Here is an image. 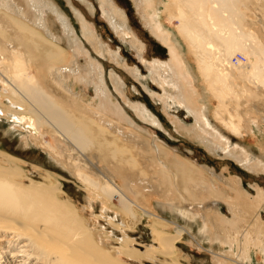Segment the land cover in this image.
I'll return each instance as SVG.
<instances>
[{
  "label": "bare ground",
  "instance_id": "obj_1",
  "mask_svg": "<svg viewBox=\"0 0 264 264\" xmlns=\"http://www.w3.org/2000/svg\"><path fill=\"white\" fill-rule=\"evenodd\" d=\"M133 2L136 8L142 6L148 31L168 48L169 60H154L150 67L159 82L175 86L181 103L194 118L192 128L180 125L181 130L208 152L228 148V137L211 126L206 106L197 101L200 96L192 82L193 67L178 56L171 42L175 31L164 26L166 15L176 19V33L193 56L210 98L218 100L214 113L218 125L237 135L250 127V121L264 125V0ZM101 3L110 11V22L117 32L131 34L133 46L141 48L114 1ZM44 9L51 11L45 4L34 6L31 0H0V117L12 123V130L27 133L22 139L25 146H39L82 183L89 205L94 196H99L104 206L117 198L116 209L122 217L118 225L129 229L148 218L156 248L145 247L143 254L156 253L169 260L183 236L178 225L152 215L155 201L168 203L185 218L191 217L188 210L194 209V203L208 209L206 231L212 241L227 249L223 257L215 258L219 264H244L241 262L250 261L253 249L264 253V225L253 214L264 205L263 192H256V199L248 202L240 181L207 178L176 152L123 125V121L131 122L112 103L100 74L97 102L78 99L67 80L84 84L98 71L89 66L87 73H81L74 64L80 55L76 36L68 31L72 49L64 50L46 29ZM84 27L91 33L90 40L96 37ZM235 51L246 61L231 60ZM112 83L121 90L116 76ZM237 158L252 170L264 171L261 162L250 161L244 153ZM38 171L44 175L39 173L40 178L33 180L21 172L12 157L0 163V264H123L118 252L128 256L136 253L123 248L129 242L123 232L117 246L105 247L106 239L86 225L60 179L49 171ZM218 199L230 209L231 218L215 210ZM171 226L173 236L165 231Z\"/></svg>",
  "mask_w": 264,
  "mask_h": 264
},
{
  "label": "rangeland",
  "instance_id": "obj_2",
  "mask_svg": "<svg viewBox=\"0 0 264 264\" xmlns=\"http://www.w3.org/2000/svg\"><path fill=\"white\" fill-rule=\"evenodd\" d=\"M113 1L125 14L126 23L134 33L136 40L139 41L137 43L141 48L137 49L133 46L131 34L123 36L120 34L121 32H117L110 22V11L103 6L101 0H31L34 6L45 4L51 9V11L42 10L44 23L54 41L56 40L64 50L71 52L72 49L67 41L68 31L76 36V46L79 45L77 50L80 51L78 52L80 55L77 56V61H74V64L81 70V73H87L91 66L98 71V73L92 72L84 84L81 81L73 80V78L67 80L68 86L77 95V98L89 104L97 102L95 90L98 86L96 85L97 82L98 84L100 82V74L104 89L112 103L122 110L125 117L131 122L128 124L123 121V125L126 124L125 126L128 128L152 139L155 144L158 143L176 152L188 163L195 166L199 172H203L202 175L207 178L214 181H217L218 178L226 180L234 178L240 181L241 188L246 195L245 199L247 198L248 202L256 199V192L261 190L264 194V171L252 170L243 163L237 162L238 158L236 159L238 155L244 153L250 161H259L264 165V125L262 123L257 125L250 121L248 116L246 119L247 122L249 120L251 123L250 129H244L239 135L226 131L218 125L214 118V113L218 108V100L213 97L210 98L205 82L196 70L193 56L176 33V19H169L167 15H164V26L175 31V34L171 36V42L176 47L178 56L185 58L187 64L193 67L192 82L198 89L197 92L200 96L197 101L206 106V116L211 126L228 137V148L225 152L217 149L214 152H208L190 134H187L183 129L181 130L180 125L192 128L195 124L194 118L181 103V97L175 86L168 81L163 84L159 82L150 67L154 60L161 62L169 60L168 48L153 37L145 27L142 20L144 14L142 6L136 8L134 0ZM84 26L90 28L97 41L95 38L90 40L91 33L87 34ZM240 53L235 51L230 59L237 58L245 62V57H242ZM114 76L120 83V91H117L112 83ZM11 126V122L0 117V163L3 162V159H11L12 157L18 161L21 172L33 180H38L41 175H44L38 169L49 171L58 177L66 196L87 220L86 225L104 236L103 238L106 239L104 240L106 242L105 247L117 246V239L120 238L121 232L127 236L129 242L126 245H121L127 250L132 248L136 253L128 256L118 252L117 257L121 263L219 264L215 258L217 259V256L223 257L227 253L226 247L217 241H212L210 234L206 231V228L209 229L205 219V212L208 209L201 206V203H194L192 205L194 209L188 210L191 217L185 218L181 217L176 209L168 207V203L155 201L153 202L152 215L173 224L172 226L178 225L183 230V236L175 244L173 255L169 257V260L156 253H152L151 256L143 254L145 247L156 248L151 241L149 231L151 222L148 218L143 217L129 229H126L123 224L118 225L122 217L116 209L118 207L117 198L110 200L111 204H106L109 206L107 207L104 206L99 196H94L95 198L91 199L92 202L89 205L90 198L85 186L74 176L68 174L63 166L55 163L48 153L39 146L33 143L25 146L22 139L27 133L20 129L12 130ZM44 140L48 141V136H44ZM228 149H230L229 152ZM216 202L219 205L215 210H219L222 217L231 218V212L227 205L219 199ZM103 206L106 208V212L101 210ZM253 214L264 225V205L257 207ZM171 227L165 231L168 235L173 236L175 231ZM118 246L120 245L118 244ZM220 260L219 262H221ZM232 261H234L233 258ZM241 263L264 264V253H259L253 249L250 261Z\"/></svg>",
  "mask_w": 264,
  "mask_h": 264
}]
</instances>
